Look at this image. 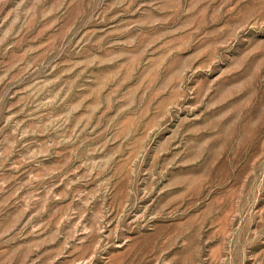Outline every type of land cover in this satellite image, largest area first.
<instances>
[{
  "label": "rangeland",
  "instance_id": "1",
  "mask_svg": "<svg viewBox=\"0 0 264 264\" xmlns=\"http://www.w3.org/2000/svg\"><path fill=\"white\" fill-rule=\"evenodd\" d=\"M0 264H264V0H0Z\"/></svg>",
  "mask_w": 264,
  "mask_h": 264
}]
</instances>
